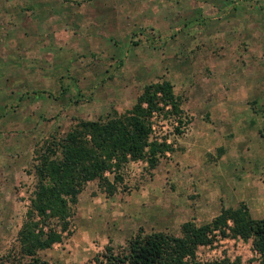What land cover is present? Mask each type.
<instances>
[{
	"label": "rangeland",
	"instance_id": "rangeland-1",
	"mask_svg": "<svg viewBox=\"0 0 264 264\" xmlns=\"http://www.w3.org/2000/svg\"><path fill=\"white\" fill-rule=\"evenodd\" d=\"M234 1L0 0V253L23 220L43 140L77 119L124 110L144 83L160 78L172 83L182 123L155 112L150 138L171 149L152 167L145 159L122 163L110 194L97 179L86 181L71 206L70 232L38 254L53 264H98L94 257L106 245L118 251L138 229L177 233L182 221H207L239 202L264 216V100L250 102L259 131L242 161L219 164L223 148L212 138L227 130L211 115V93L219 80L227 87L233 36L229 21L222 28L228 35L220 34L221 21L203 13L250 6L257 19L249 33L252 58L264 48L256 30L264 27V0ZM251 74L264 93V69L251 67ZM235 256L264 264L249 240L217 235L196 248L201 261Z\"/></svg>",
	"mask_w": 264,
	"mask_h": 264
},
{
	"label": "trees",
	"instance_id": "trees-1",
	"mask_svg": "<svg viewBox=\"0 0 264 264\" xmlns=\"http://www.w3.org/2000/svg\"><path fill=\"white\" fill-rule=\"evenodd\" d=\"M160 111L175 114L182 123L179 99L167 78L144 83L133 103L122 111L77 119L63 133L44 139L36 148L34 183L23 220L14 242L0 253V264H53L38 250L70 232L71 206L86 181L97 179L110 194L120 179L115 169L122 163L145 159L152 167L158 156L171 149L169 142L150 138L152 115ZM174 132L182 129L175 125ZM106 172H113L112 177ZM217 235L249 240L254 252L264 254V216H252L239 202L220 208L207 221L184 220L177 233L138 229L118 251L106 245L101 257L94 258L98 264H246L239 256L197 259V246L211 243Z\"/></svg>",
	"mask_w": 264,
	"mask_h": 264
},
{
	"label": "crops",
	"instance_id": "crops-1",
	"mask_svg": "<svg viewBox=\"0 0 264 264\" xmlns=\"http://www.w3.org/2000/svg\"><path fill=\"white\" fill-rule=\"evenodd\" d=\"M243 1L235 0L233 4H241ZM211 12V14L209 12L203 13L204 16L201 18L211 20L212 22L220 20L221 31L220 27H216L217 33L221 32L220 34H224L227 32L230 36H233L231 44H233L232 52H234V55L232 56L233 61L229 57L231 63L227 66L229 68L225 83L227 87L226 89L225 86L221 87V84L225 80H222V82L219 80V87L211 93V115L217 123L227 127V130L216 129L214 132L218 133L212 135L213 139H218L216 144L223 148V151L217 158V162L219 164L233 165L237 161H242L247 147H251L249 143L251 140L249 138L256 139L257 136L254 133H258L259 131V126H257L254 116L255 110L250 102L254 98L255 100H264V93L259 91L260 88L256 85L257 80L251 74V67L255 68V70L259 69V71L264 69V56L262 57L264 48L259 45V50L257 51L259 58H252L249 46V33L251 32L253 21L257 19L250 6L244 8L231 6L229 9L223 11L219 7ZM227 21H229L232 27L224 32L222 30L223 23L225 24ZM211 30L215 31V29ZM256 30L259 31V38L262 39L264 27H258ZM204 31L206 32V30ZM243 41L245 44H243ZM262 125L264 126V117H262ZM203 127L207 129V125Z\"/></svg>",
	"mask_w": 264,
	"mask_h": 264
},
{
	"label": "built area",
	"instance_id": "built-area-1",
	"mask_svg": "<svg viewBox=\"0 0 264 264\" xmlns=\"http://www.w3.org/2000/svg\"><path fill=\"white\" fill-rule=\"evenodd\" d=\"M232 238H237L238 240H242L241 238H239V237H232Z\"/></svg>",
	"mask_w": 264,
	"mask_h": 264
}]
</instances>
